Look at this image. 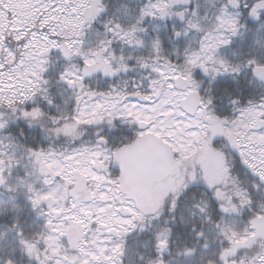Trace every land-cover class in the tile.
Returning a JSON list of instances; mask_svg holds the SVG:
<instances>
[{"label": "snow or ice", "instance_id": "snow-or-ice-1", "mask_svg": "<svg viewBox=\"0 0 264 264\" xmlns=\"http://www.w3.org/2000/svg\"><path fill=\"white\" fill-rule=\"evenodd\" d=\"M0 264H264V0H0Z\"/></svg>", "mask_w": 264, "mask_h": 264}]
</instances>
